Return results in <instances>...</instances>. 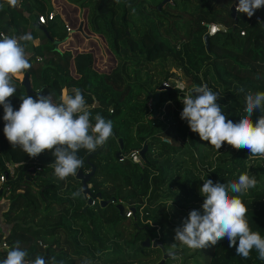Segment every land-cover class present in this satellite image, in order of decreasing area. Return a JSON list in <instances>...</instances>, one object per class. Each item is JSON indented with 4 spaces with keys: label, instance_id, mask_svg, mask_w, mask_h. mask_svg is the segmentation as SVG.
<instances>
[{
    "label": "trees",
    "instance_id": "1",
    "mask_svg": "<svg viewBox=\"0 0 264 264\" xmlns=\"http://www.w3.org/2000/svg\"><path fill=\"white\" fill-rule=\"evenodd\" d=\"M57 1L53 4L54 0H20L13 7L9 0H0V32L5 36L30 33L33 38L26 42L32 66L13 79L17 91L9 100L14 110L19 109L22 95L35 97L42 93L49 95L54 103H60L65 94L71 95L73 88H79L89 106L90 122L95 123L97 113L111 120L113 136L92 157L88 158L91 152L85 149L77 153L84 161L78 170L86 173L90 171V165L94 166L87 182L93 205L86 206L85 198L74 199L71 193V200L48 201L46 196L55 193L52 188L56 178L52 152L29 157L20 146H12L4 135V111L0 106V175L3 176L0 198L7 203L1 212L0 236L4 226L8 229L4 236L8 250L0 251V260L6 258L16 241H20L21 247L28 251L29 259L42 256L47 261L54 257L56 264H84L95 260H98L97 264H130L140 259L138 264H141L142 259L152 255L157 248L142 246L145 240L154 239L157 229L136 224L135 217L141 207L145 206L148 212L156 214L167 206L164 214L170 212L183 217H188L192 208L197 207L203 214L204 197L199 193L203 181H236L244 172L256 175L258 181L257 186L242 197L249 209L247 219L251 229L264 237V157L248 158L249 149H234L227 143L217 151L207 141H202L197 133L189 131L187 122L180 118L183 104L177 100L175 88L164 90L165 100H171L177 106L174 110L167 108V112H162L163 118L167 119L165 126L159 130L155 128L153 132L154 127L148 126L149 119L145 130H141L138 121H142L146 113L145 101L136 97L141 94L135 84L125 80L129 74L126 72L124 77L121 74L128 65L173 57L182 74L191 77V82L199 85L202 78L213 91L222 95L217 103L223 108L226 120L239 122L245 115V94L264 92V8L258 9L251 18L236 11L231 18L229 7L234 0H160L151 12L143 13L147 18L153 17L154 24L140 13L145 0H61L62 4L69 6L72 4L67 1L75 2L81 12L80 30H71L67 36L64 28L72 21L75 23L77 11H62ZM51 11L54 16L47 19ZM38 16L45 17L44 24L37 23ZM210 25H222L224 31L208 37L206 50L202 37ZM159 27L162 29L157 32ZM35 40L37 44L34 45ZM100 51L104 52L102 66L99 62L96 64V59H101ZM124 58L131 60L125 61ZM71 61L75 64L74 74L68 71ZM161 72L163 81L176 79L170 71ZM23 74L28 78L29 94L20 84ZM153 82V79L145 80L150 89L143 97L152 89ZM241 87L244 92L239 91ZM94 102L97 106H93ZM260 115L258 110L254 112V123ZM132 128L137 130L132 131ZM162 137L169 141H163ZM118 138L122 140L121 150ZM142 143L146 149L141 167L129 160L118 162L116 156L108 158L111 146H115L112 154L126 153L140 149ZM156 157L162 161L156 163L158 165L154 163ZM106 158L115 166V171L102 169L107 164ZM5 164H15L11 175H4ZM73 180L80 187V181ZM147 189V195L143 196ZM157 200L162 202L149 209L147 205ZM112 201L124 204L127 210L132 208L133 213L121 218L111 205ZM123 220L128 221L126 227L130 225L134 230L131 250L126 251L127 244L122 241L124 251L108 256L96 232L100 226L104 227L106 233H112V239L119 240L121 234L115 231L126 228L122 225ZM111 226L116 229L111 230ZM81 242L89 245V249L81 247ZM210 246L192 249L194 264L196 256L205 254L207 264H264L255 249L248 258L237 255L236 248L229 247L227 237L213 248ZM178 254L175 258L166 257L162 264L178 259ZM187 259L189 256L183 261L186 263Z\"/></svg>",
    "mask_w": 264,
    "mask_h": 264
},
{
    "label": "clouds",
    "instance_id": "2",
    "mask_svg": "<svg viewBox=\"0 0 264 264\" xmlns=\"http://www.w3.org/2000/svg\"><path fill=\"white\" fill-rule=\"evenodd\" d=\"M9 3L15 7L20 0H9ZM262 7L264 0H239L236 12L251 18ZM32 39L30 33L0 38V106L4 111V135L12 146H20L29 157L51 151L55 158L54 175L64 180L76 176L77 170L83 167V159L77 156L80 149L95 152L113 136V122L97 113L92 124L89 106L79 88H73L71 95L65 94L60 103H54L49 95L42 93L35 97L22 95L19 109L14 110L9 100L17 91L13 79L32 66L26 51V42ZM175 87L185 97L181 101L180 118L202 141H207L217 151L227 143L234 149H249L248 158L264 157V92H247L245 115L239 122H233L226 120L223 108L217 103L222 95L207 84L195 86L187 94L183 83ZM239 91L244 92L243 87ZM256 110L261 115L254 123L252 117ZM257 184L256 175L249 172L226 183L204 180L199 189L204 197L203 214L199 210L190 211L182 226L175 229L176 242L189 249H203L227 237L229 247H235L240 257L248 258L255 249L258 259L264 260V237L251 229L247 219L249 209L242 199ZM83 195V188L72 193L74 199ZM169 255L174 256V253L170 251ZM28 257V251L16 241L0 264H56L54 257L47 261L42 256Z\"/></svg>",
    "mask_w": 264,
    "mask_h": 264
},
{
    "label": "rangeland",
    "instance_id": "3",
    "mask_svg": "<svg viewBox=\"0 0 264 264\" xmlns=\"http://www.w3.org/2000/svg\"><path fill=\"white\" fill-rule=\"evenodd\" d=\"M57 0H54L53 4H56ZM58 5L62 6V11H71L72 9L75 10L76 12V20L75 23L74 21H72V23H68L67 24V28L69 29L68 32L65 31L67 36H70L71 34V30H80L81 26H82V18H80V14L81 12L79 11V9H77V4L75 2H70L67 1L68 3L72 4V6L66 5V4H62L61 0H58ZM160 2V0H145V4L142 5L143 10L140 12L141 15L143 17H145V14H143L145 11H152L153 7L156 6L158 3ZM170 2V0H169ZM54 12H56V10H53ZM182 15L185 17L186 14L182 13ZM174 16H172L173 18ZM172 18H170V22L172 20ZM145 19L148 22H153L154 24L156 23L155 19L153 17H145ZM176 22V21H175ZM74 23V24H73ZM73 24V25H72ZM177 24V23H176ZM178 25V24H177ZM173 27V26H172ZM160 28V27H159ZM162 28L158 29L157 32H159ZM65 30V28H64ZM74 30V31H75ZM73 31V32H74ZM77 36L75 37V39L77 40ZM34 43L36 42L37 44V40L33 41ZM71 42L74 44L75 41L71 39ZM35 45V44H34ZM64 50V49H61ZM100 58L96 59V64L99 62V64L102 66L103 65V59H104V52L99 53ZM40 60V59H39ZM125 61H130L131 59H125ZM137 63L140 62V60L138 61L137 59H134ZM100 66V67H101ZM170 71L174 74V76L176 77V79L180 80L184 86H185V90L188 91L189 89L195 87V86H200L203 84H207V82L201 79V83L195 84L193 81L191 82V77H186L182 74V71L180 70V67L177 65V63L175 61H173V57H167L166 59H152L150 60L147 64H141L140 65H128L125 69V72L121 73L123 75V77L125 76L126 72L129 74L128 77L125 76V80L129 83H134L135 84V89L139 90L141 96H136L137 98H139L140 100H144L145 101V107H146V113L144 115L142 119V121H138V126L141 128V130H145L146 126L148 125L147 121L150 119L151 122L148 126H152L153 128V132H155V128L157 130H159V128H162L163 126H165V123L167 122L166 118H163V113L167 112V108L169 110H174L173 108V102L171 100H165L167 98V95L165 94L164 90H156L155 92V88H158L157 85L158 84H163L165 83V80L163 81V74L161 71ZM68 71L70 74H74L75 73V64L73 61H71L68 65ZM193 76V73H191ZM130 76V77H129ZM146 79H153V87L152 89L147 93L146 97H143V94L145 93V91L147 92L150 88L146 86L145 84V80ZM175 79V78H174ZM193 80V79H192ZM209 88H211V86L207 85ZM24 89V88H23ZM212 89V88H211ZM136 90V91H137ZM213 90V89H212ZM25 91V90H24ZM158 93L157 95V100L155 103V109H156V114L154 117H151L150 113H151V101H152V96ZM64 95V93H63ZM182 104V103H181ZM165 109V110H164ZM163 112V113H162ZM182 112V111H181ZM132 114L130 115L131 118ZM134 117V116H133ZM174 124V123H172ZM131 129V127H130ZM189 131L190 128H188ZM137 130V129H133L132 131ZM130 133H132L130 131ZM163 141L168 142L169 139L162 137ZM101 148H103V146H101ZM115 148V146H111L110 147V152L108 153V158H113V156H115V153L112 154L113 149ZM101 150V149H100ZM99 152V151H98ZM102 152V151H101ZM101 154V153H100ZM95 155V154H94ZM103 155V153H102ZM92 157V156H91ZM106 158L105 160H107V164L105 165L104 168H102L105 171H115V166L113 167L112 164H109L111 161ZM115 160V159H112ZM139 163L136 164L137 166L141 167L143 164L142 158L139 156L138 159ZM119 162V161H118ZM131 162V161H130ZM161 158L156 157L155 158V165L160 164ZM190 162V161H188ZM132 163V162H131ZM158 163V164H156ZM8 166H14L11 164H7ZM35 170H38L35 168ZM56 177V176H55ZM73 178H75L74 176L71 177H67L64 180H60L59 178H54L53 179V183H52V188L55 189V193L54 192H50L52 194V196H46V200H50V201H55V202H62L65 200L70 199L71 197L69 195V193H74L75 191H77L78 189L81 188V184L80 187L78 185V183L74 182ZM76 180V178H75ZM149 181V177H147V182ZM80 183V182H79ZM88 187V186H87ZM148 190H146V192L143 194V196H146L148 193ZM50 193H48L47 195H50ZM48 198V199H47ZM82 198H84L82 196ZM158 202H162L160 200L155 201L154 203H149V205H147L150 208H154L156 203ZM111 205L114 207L116 203L114 202H110ZM147 204V203H146ZM195 204V203H193ZM192 204V205H193ZM115 208V207H114ZM168 207L166 206V209L161 211V212H157L156 214H152L151 212H148L146 207L143 206L141 207V209L138 211L137 215H136V219L135 222L136 224H138L139 227H144L147 225H150L154 228L157 229L156 232H154V239L151 241H149V244L147 246H143L144 248H155L152 247V243L153 241L155 242H160L161 244V248L156 246V250L154 251V253L152 255H149L147 258L142 259L141 264H160L161 260H165L167 259L166 257L163 258V255L168 254L170 251L172 253H174V256H170L171 257H176V255H179L178 253H180V257L178 259H170L168 261V264H194V262L191 260L192 258V249H189L187 246L183 245L180 242H176L175 240V229L177 227L182 226V221L185 220L187 217H183V216H177L174 213L171 214L166 213L164 214L165 211H167ZM195 209L197 210L198 208H192V210ZM118 213V212H117ZM126 215V214H125ZM130 217V215H129ZM128 217V218H129ZM123 218V217H121ZM127 220H123L122 225L124 227H126ZM2 225V224H1ZM131 226L129 225L126 228L123 229H117L115 232H118L121 234V238L119 240L117 239H112V233L105 231L104 227H99V229L97 230V235L96 237L101 240L103 242V249L105 251V254H108V256H110L109 254H115V253H122V251H124L123 249V243L122 241L127 244L126 246V251H130L131 250V244H130V240L132 239L133 236V229L130 228ZM110 229H116L113 226L110 227ZM166 229V230H164ZM2 230L4 232L7 231L6 226H4L2 228ZM110 230V231H111ZM162 230V232L160 231ZM164 230V231H163ZM86 244H88V241L85 242ZM84 243H80L81 247H86L89 249V245H86ZM173 244H175V247H171ZM95 246V245H94ZM213 248V245L210 246V249ZM90 255H92V252H89ZM86 256V255H85ZM189 256L190 259L186 260V263L183 261V258ZM87 257V256H86ZM197 257V261L196 264H207V260L204 261L206 258H208V256L205 254L203 256L199 255L196 256ZM89 258V257H87ZM91 259V258H89ZM102 258L99 259V261H101ZM140 261V259L137 260L136 262H132L130 264H138V262ZM92 262V261H90ZM96 262H98V260H95L94 262H92L91 264H97ZM162 264V263H161ZM167 264V263H166Z\"/></svg>",
    "mask_w": 264,
    "mask_h": 264
},
{
    "label": "water",
    "instance_id": "4",
    "mask_svg": "<svg viewBox=\"0 0 264 264\" xmlns=\"http://www.w3.org/2000/svg\"><path fill=\"white\" fill-rule=\"evenodd\" d=\"M239 0H234L232 5L229 7V14H230V17L231 18H234L235 16V11H236V5L238 4ZM264 8V7H262ZM215 29V31H214ZM222 32L224 31V27L222 25H210L208 27V30H207V34H205L203 37H202V40H203V44H204V47L205 49L207 50L208 48V42H207V39L209 36L213 35L215 32ZM178 83H182L180 80L178 79H174V78H169L166 80V85H160L157 90L160 91V90H169L171 88H175V84H178ZM21 86H23L24 90H25V93L26 94H29L31 91L29 89V82H28V78H27V75L26 74H23L22 75V81H21ZM177 90V100L179 101H182L185 97H184V93L180 92L178 89ZM192 90L189 89L188 91L185 90V86H184V91H185V94L187 93H190ZM157 95L158 93H155L153 96H152V101H151V117H154L155 114H156V109H155V103H156V100H157ZM196 95V94H194ZM93 106H97V103L94 102L93 103ZM117 142L119 144V149L121 150V147H122V140L121 138H118L117 139ZM101 149V147H98V149L95 151V152H91L88 154V158L93 156L94 154L98 153V151ZM145 149H146V145L145 143H142V146L141 148L139 149V156L142 158L143 155H144V152H145ZM118 153H115V156H117ZM87 159V158H86ZM94 172V166L93 165H90V171L86 172V173H82L80 170H77V175L74 176L77 180L80 181V184H81V188H83L84 190V195L83 197L85 198V202H86V206L90 205L91 203V199L89 197V191H88V187H87V182L89 180V178L92 176ZM107 202V201H106ZM106 202H103V203H106ZM114 202V201H112ZM103 204L101 203L100 206H102ZM115 209L117 210L119 216L121 217H124L126 212L127 211H130L131 213H133V209L130 208L127 210L126 206L120 202L116 203L115 204ZM149 244L148 240H145L144 242H142V246H147ZM152 247H155V246H158L161 248V244L160 242H153ZM161 251H162V248H161ZM169 253L168 254H165L163 255V258L165 257H169ZM163 262V260H161L160 264Z\"/></svg>",
    "mask_w": 264,
    "mask_h": 264
},
{
    "label": "built area",
    "instance_id": "5",
    "mask_svg": "<svg viewBox=\"0 0 264 264\" xmlns=\"http://www.w3.org/2000/svg\"><path fill=\"white\" fill-rule=\"evenodd\" d=\"M54 16V12L51 11L47 14L46 18L47 19H51L52 17ZM256 20H258V18L256 17L255 18ZM44 21H45V17L44 16H38L37 17V23L38 24H44ZM65 31L68 32L69 29L67 27H65ZM242 34V32L240 33ZM2 37H6L3 33L0 32V38ZM37 61H39V58H36ZM163 85H166V83H163ZM139 149H133V150H129L127 151L126 153H118V155L116 156L117 157V161L119 162H122L124 160H129L131 161L132 163H136L138 164L139 161ZM13 168L14 166H8L7 164H5V171L6 173L4 175H7V174H12L13 173ZM36 169L39 170L38 167H36ZM36 170V171H38ZM3 181V176L2 174L0 175V183ZM7 205L6 201L4 199H1L0 198V226H1V212L4 210V207ZM90 205H93V201H91ZM130 211H127L126 212V217L130 215ZM8 230L6 232L3 231V234L0 236V251H7L8 250V245L4 239V236L7 234Z\"/></svg>",
    "mask_w": 264,
    "mask_h": 264
},
{
    "label": "crops",
    "instance_id": "6",
    "mask_svg": "<svg viewBox=\"0 0 264 264\" xmlns=\"http://www.w3.org/2000/svg\"><path fill=\"white\" fill-rule=\"evenodd\" d=\"M33 44H36V42L35 43L33 42ZM173 108L175 109V108H177V106L173 105ZM5 208H6V206L4 207V209Z\"/></svg>",
    "mask_w": 264,
    "mask_h": 264
},
{
    "label": "snow or ice",
    "instance_id": "7",
    "mask_svg": "<svg viewBox=\"0 0 264 264\" xmlns=\"http://www.w3.org/2000/svg\"><path fill=\"white\" fill-rule=\"evenodd\" d=\"M215 31V30H214Z\"/></svg>",
    "mask_w": 264,
    "mask_h": 264
}]
</instances>
